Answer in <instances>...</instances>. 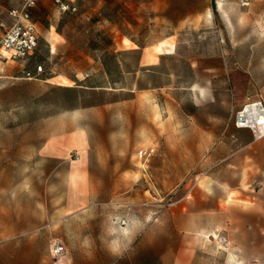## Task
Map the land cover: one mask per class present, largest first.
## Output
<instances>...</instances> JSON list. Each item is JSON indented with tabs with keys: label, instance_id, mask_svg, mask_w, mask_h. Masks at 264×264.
<instances>
[{
	"label": "rangeland",
	"instance_id": "374dc122",
	"mask_svg": "<svg viewBox=\"0 0 264 264\" xmlns=\"http://www.w3.org/2000/svg\"><path fill=\"white\" fill-rule=\"evenodd\" d=\"M68 1L75 13L40 0L32 11L37 49L0 61V207L16 190L22 207H38L44 190L59 207L67 185L70 211L94 204L148 212L137 241L109 247L126 252H102L101 264H264V231L254 247L246 233L214 221L213 230H191L195 151L183 114L194 90L211 85L191 66L219 61L221 49L226 62L264 82V0ZM37 65L44 71L28 79ZM247 97L264 101V92ZM108 226L118 239L117 225Z\"/></svg>",
	"mask_w": 264,
	"mask_h": 264
},
{
	"label": "crops",
	"instance_id": "0c3cea01",
	"mask_svg": "<svg viewBox=\"0 0 264 264\" xmlns=\"http://www.w3.org/2000/svg\"><path fill=\"white\" fill-rule=\"evenodd\" d=\"M12 1L0 0V7L6 11L0 23H12L8 12L20 6L21 0L16 6L11 4ZM35 7L31 10V17ZM32 21L37 27L38 21L33 17ZM56 35L60 37L58 33ZM220 55L219 61L191 66L196 75L204 72L205 81L210 78L211 85L194 90L195 96L190 100L194 111L183 113L188 119L184 124L189 128L187 141L195 151L189 163L194 167L195 175L194 185L190 180L192 187L186 208L188 222L192 225L191 230L197 231L215 229L208 225L214 221L220 224L222 231L246 233V239L251 241L248 245L255 247L261 245L260 232L264 231V136L255 139L250 129L237 128L233 116L247 102L249 94L260 92L263 95L264 82L256 79L249 68L226 62L222 49ZM251 99L255 100V97ZM181 122L174 116L173 129L181 130ZM51 178L48 175L46 179ZM11 193V204L0 207V264H101L102 252L107 257L124 254L126 249L110 251L108 248H130L137 241L135 233L149 223L146 219L148 212L140 211L141 217H136L134 212L138 210L131 206L118 208L88 204L70 211L67 185L64 202L61 197L59 207L55 208L48 205L46 190L39 206L34 209L22 207L20 190ZM60 193L63 196V191ZM78 195L79 198H89L84 190L78 191ZM172 211L180 213L182 209L174 207ZM159 212L158 209L152 214L158 215ZM122 220L126 221L125 224L120 223ZM110 223L117 225L118 239L111 237ZM56 238L61 239L67 248L66 255L57 259L51 253ZM102 247H105L103 251Z\"/></svg>",
	"mask_w": 264,
	"mask_h": 264
},
{
	"label": "built area",
	"instance_id": "2783aa9c",
	"mask_svg": "<svg viewBox=\"0 0 264 264\" xmlns=\"http://www.w3.org/2000/svg\"><path fill=\"white\" fill-rule=\"evenodd\" d=\"M38 1L21 0L20 6L11 8L8 12L12 18V23H0V61L24 60L37 49L39 32L32 21L31 10ZM53 2L61 13H75L77 11V6L68 0H53ZM43 71V66L39 65L36 73L27 71L25 76L32 79L35 74ZM233 122L237 128L250 129L255 139L264 136V101L262 99L252 100L248 97L242 108L234 113ZM145 154V151L140 152L141 157ZM125 222L122 220V224ZM51 253L55 259L65 256L67 253L65 243L59 238L54 239Z\"/></svg>",
	"mask_w": 264,
	"mask_h": 264
}]
</instances>
